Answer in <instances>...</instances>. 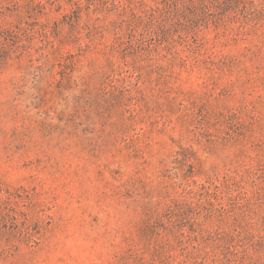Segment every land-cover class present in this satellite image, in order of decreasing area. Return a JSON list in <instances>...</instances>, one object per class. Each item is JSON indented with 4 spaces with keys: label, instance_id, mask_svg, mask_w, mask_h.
<instances>
[{
    "label": "rangeland",
    "instance_id": "1",
    "mask_svg": "<svg viewBox=\"0 0 264 264\" xmlns=\"http://www.w3.org/2000/svg\"><path fill=\"white\" fill-rule=\"evenodd\" d=\"M0 264H264V0H0Z\"/></svg>",
    "mask_w": 264,
    "mask_h": 264
}]
</instances>
